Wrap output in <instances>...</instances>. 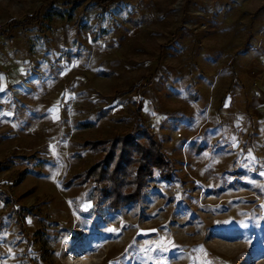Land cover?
Masks as SVG:
<instances>
[{"label":"rangeland","instance_id":"rangeland-1","mask_svg":"<svg viewBox=\"0 0 264 264\" xmlns=\"http://www.w3.org/2000/svg\"><path fill=\"white\" fill-rule=\"evenodd\" d=\"M0 77V264H264V0H0ZM142 128L170 177L102 211Z\"/></svg>","mask_w":264,"mask_h":264},{"label":"trees","instance_id":"trees-1","mask_svg":"<svg viewBox=\"0 0 264 264\" xmlns=\"http://www.w3.org/2000/svg\"><path fill=\"white\" fill-rule=\"evenodd\" d=\"M51 16L69 17L67 12L53 9ZM27 18L23 24L32 21ZM94 123H80L79 127H92ZM86 144L94 151L105 153L83 172L74 175L77 184L91 182L93 191L105 207L97 206L94 214L102 211H117L121 207L139 201L143 196L146 181L157 170L162 177H170L172 164L161 151L162 145L151 132L142 128L125 136H116L110 140L87 141ZM202 150L203 147L198 148ZM101 211V212H102Z\"/></svg>","mask_w":264,"mask_h":264},{"label":"snow or ice","instance_id":"snow-or-ice-1","mask_svg":"<svg viewBox=\"0 0 264 264\" xmlns=\"http://www.w3.org/2000/svg\"><path fill=\"white\" fill-rule=\"evenodd\" d=\"M0 80H2V77H0ZM3 90V88H2V86H0V91H2ZM205 264H208V262H205Z\"/></svg>","mask_w":264,"mask_h":264},{"label":"crops","instance_id":"crops-1","mask_svg":"<svg viewBox=\"0 0 264 264\" xmlns=\"http://www.w3.org/2000/svg\"><path fill=\"white\" fill-rule=\"evenodd\" d=\"M261 98H263V99H264V94H262V93H261Z\"/></svg>","mask_w":264,"mask_h":264}]
</instances>
